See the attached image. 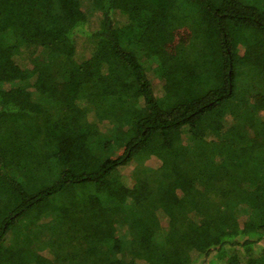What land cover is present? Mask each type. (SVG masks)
Returning a JSON list of instances; mask_svg holds the SVG:
<instances>
[{
	"label": "trees",
	"instance_id": "1",
	"mask_svg": "<svg viewBox=\"0 0 264 264\" xmlns=\"http://www.w3.org/2000/svg\"><path fill=\"white\" fill-rule=\"evenodd\" d=\"M0 264H264V0H0Z\"/></svg>",
	"mask_w": 264,
	"mask_h": 264
},
{
	"label": "rangeland",
	"instance_id": "2",
	"mask_svg": "<svg viewBox=\"0 0 264 264\" xmlns=\"http://www.w3.org/2000/svg\"><path fill=\"white\" fill-rule=\"evenodd\" d=\"M93 22H94V19H93ZM94 26L96 27L95 22L91 24V27H94ZM76 44H77V48L79 49L78 52L81 53L82 56H86L84 55V53H86L87 51H90L92 47V43L88 39H85L84 37L76 38ZM154 91L157 96L162 95V92H163L162 87L160 83L157 81L154 83ZM151 163L155 165L158 162H156L155 160L147 161V164L152 165ZM126 171L127 170H125L124 172L126 173Z\"/></svg>",
	"mask_w": 264,
	"mask_h": 264
}]
</instances>
